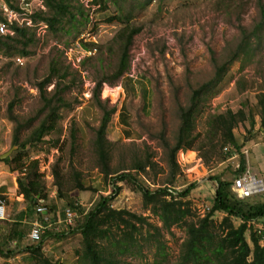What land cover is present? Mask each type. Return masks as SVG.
<instances>
[{"label": "rangeland", "instance_id": "1", "mask_svg": "<svg viewBox=\"0 0 264 264\" xmlns=\"http://www.w3.org/2000/svg\"><path fill=\"white\" fill-rule=\"evenodd\" d=\"M79 1L88 14V22L80 29L82 32L76 38V29L71 30L69 34H52L46 30L43 37L31 48L32 54L28 57H6L0 53V156L7 154L4 159H0L1 170L10 174V178L16 179L17 173L12 172L10 165L3 162L20 152L18 147L11 144L14 124L7 118L8 104L16 101L13 114L22 122L33 117L40 107L35 84L47 75L51 59H58L61 70L65 69L67 72L66 82L73 84L64 94L71 107L61 110L54 132L46 135L40 143L21 151L25 162L34 159L39 161V173L43 176L44 188L48 192L45 204H48L49 208H56L47 217L51 220L56 215V221H50L49 228L56 233L67 230L60 220V214L67 209L65 206L68 202H73L86 212L101 196L110 197L109 205L113 209L126 210L145 217L149 224L160 228L157 217L144 208L141 193L135 186L127 182L117 183L120 191L114 195L110 182H104L97 171L92 141L101 111L92 100V91L96 81L110 75L117 64L119 52L112 43V38L120 25L115 22L107 23L116 15L117 4L113 0H105V9L92 5V0ZM218 1L117 2L122 6L124 13L131 14L130 23L141 28L140 33L134 37L129 55L130 67L123 77L148 78L153 90L154 104L151 118L135 123V129L142 134L143 139L113 143L110 147V164L112 167L127 166L131 157L138 151L139 154L143 151L152 154V160L157 164L154 170L156 173L149 171L148 175H138L143 181V186L150 191L168 187L167 152L159 137L163 134L168 143L173 144L179 126V108L189 104L192 89L212 76V53L217 59L226 54V49L237 39L239 20L246 28L259 21L260 0H235L234 5L229 2L219 5ZM262 2L264 0H261ZM79 40L93 42L99 48L97 51L87 52L80 46ZM238 80L245 82L246 91L240 93L237 90ZM118 82L101 85L99 99L109 108L112 106L114 89L118 87ZM263 85L264 30L262 42L255 46L251 59L246 62H234L214 94L210 93L204 97L201 112L196 118L195 132L202 138L205 120L213 113L226 110L236 112L240 109L246 112L254 111L255 92ZM51 89L52 85L47 91ZM254 120L253 128L244 123L234 130V134L238 144L243 145L242 152L246 162L250 163V169H257L260 175L253 169L252 173L264 181V132L260 130L259 119L254 117ZM36 124L37 121H34L30 128L24 129L21 138ZM71 130L74 131L73 142ZM180 154L184 155L183 159ZM199 156L197 149L177 153L179 172L173 186L174 191L181 192L188 185L195 184V188L184 201L189 203L192 214L203 217L214 198L216 183L213 178L233 180L234 172L238 168V158L234 156L225 162L211 160L208 165H204ZM56 163L62 177L68 182L63 185L62 199L56 197V187L53 183L52 168ZM246 166L248 167L247 164ZM74 172L80 173L84 183L96 189V192L71 190L68 180ZM2 184L8 192L13 190L8 179L4 178ZM3 198L6 218L0 221V264H35L26 248L33 244L28 240L27 234L31 224L38 221V218L36 215L23 213V219L17 221L19 212L27 208L23 198L18 196L17 192ZM255 199L263 200V197ZM223 218V213H215L212 219V230L215 233H219V224ZM232 223L237 227L240 221L232 219ZM14 232L18 234L15 235ZM142 233L131 250L117 257V264L175 263L185 237L182 225L172 226L169 231L162 230L159 237L148 227H144ZM246 239L249 240L248 232ZM159 243L164 244L166 258L161 255ZM80 249L81 236L75 233L62 239H49L43 247V252L60 264H78Z\"/></svg>", "mask_w": 264, "mask_h": 264}, {"label": "trees", "instance_id": "2", "mask_svg": "<svg viewBox=\"0 0 264 264\" xmlns=\"http://www.w3.org/2000/svg\"><path fill=\"white\" fill-rule=\"evenodd\" d=\"M45 11L33 15L35 22H42L46 30L52 34L64 32L69 34L76 29L75 38L79 36L88 22V14L79 0H42ZM79 1V2H78ZM98 1L99 4H98ZM116 7V15L111 17L107 23L115 22L120 28L112 38V43L118 50L117 64L110 75L103 76L96 81L92 100L96 102L101 111V117L97 128L94 129L93 151L96 156V168L104 182H110L114 195L120 191L117 183L127 182L135 186L141 193L143 206L149 209L152 215L160 222V228L149 224L145 217L137 216L126 210H115L109 205L110 197L101 196L95 205L84 211L73 202H68L66 208L75 213L76 218L71 228L65 232L56 233L47 228L41 239L26 249L29 257L35 264H60L44 254L43 247L49 239H62L75 233L81 236V249L78 252V264H117L118 256L131 250L137 244V237L141 236L144 227L152 229L156 236H161L162 230L169 231L172 226L182 225L184 228V240L180 245L178 257L174 264H264V232L258 234L250 223H258L264 218L263 200L238 199L231 191L233 180L244 173L246 169V158L242 152L243 145L236 141L234 130L244 123L251 128L255 125L254 117L259 119L260 130H264V85L255 92L254 111L240 109L236 112L226 110L222 113H213L205 120V131L201 138L195 132L196 118L200 114L204 97L216 91L222 82L228 68L236 61H249L255 46L262 42V31L264 30V2L259 1V21L251 27L246 28L240 22L238 25V36L232 46L226 49V54L217 59L211 55L212 76L201 85L191 90L189 104L179 108V126L174 137L173 144H169L162 134L159 138L162 146L167 152V166L169 169L166 185L168 187L158 188L150 191L143 186V181L138 175H148L154 171L157 164L152 160V154L146 151L134 153L129 165L112 167L110 162V147L113 143L106 138V127L114 112V108L107 107L99 99L100 88L103 83L114 84L119 81L129 70V55L134 37L140 33L141 28L130 23L131 14L124 13L118 0H113ZM120 1V0H119ZM150 1V0H149ZM11 7L12 0H5ZM235 4V0H219L220 4ZM92 5H98L105 9V0H92ZM230 8V6H228ZM227 7V8H228ZM79 17V18H77ZM69 26V27H68ZM79 27V28H78ZM34 29L14 28L13 36H0V53L6 57H28L32 54L31 48L38 42ZM80 46L87 52L97 51V44L79 40ZM67 72L61 70L58 59H51L47 75L36 82L35 89L38 92L40 107L33 117L22 122L13 114L15 100L7 107V118L14 127L12 129L11 144L19 148L13 157L3 160L10 165L12 172H16L17 195L21 196L27 208L24 214L36 215L39 224L48 226L52 220L56 221V215L48 222L44 221L55 207L49 208L45 204L48 200V192L44 188L42 174L39 173L37 159L25 162L21 155L27 147L40 143L42 139L57 128L60 112L71 106L64 97L70 89L72 82L67 80ZM52 85L51 91L47 88ZM237 90L242 93L246 91L244 81H236ZM212 94V95H213ZM37 121L24 138L22 131L30 128L32 122ZM74 141V131L70 134ZM201 138V139H200ZM120 144L121 142H114ZM197 149L204 165L211 160L225 162L237 156L238 168L234 172L233 180L213 178L216 182L214 198L211 206L203 217H196L190 211L187 201L189 193L195 188V184L188 185L184 190L174 196L173 183L179 172L176 155L179 151ZM154 173H156L154 171ZM53 183L56 187V197L63 198L62 188L68 182L64 180L58 163L52 168ZM71 190L93 191L96 189L84 183L80 173L74 172L68 180ZM254 198V199H253ZM43 201L45 213L37 212L38 201ZM66 209V210H67ZM20 214L18 220L23 219ZM215 213H223L224 218L219 224V233L213 228V217ZM65 217V210L61 212L60 218ZM196 217V218H195ZM232 219H238L240 224L235 227ZM58 222V221H57ZM17 226V222L15 223ZM249 224V225H248ZM15 226V227H16ZM248 238L246 239V233ZM15 235L18 234L14 232ZM148 235H150L148 233ZM161 255L166 258L164 244L159 243ZM2 254V253H1Z\"/></svg>", "mask_w": 264, "mask_h": 264}, {"label": "built area", "instance_id": "3", "mask_svg": "<svg viewBox=\"0 0 264 264\" xmlns=\"http://www.w3.org/2000/svg\"><path fill=\"white\" fill-rule=\"evenodd\" d=\"M13 1V0H12ZM44 4L42 0H15L12 2L11 7L5 2L0 0V36H13L14 28H28L34 29L36 36L42 38L46 31V25L42 22H35L33 15L38 12H44ZM20 62L19 59H16ZM216 183V182H215ZM216 188V186H215ZM231 191L236 195L238 199H248L252 197H264V181L251 174L248 170L239 175L233 180ZM179 193L174 191V196ZM43 201H38L36 207L37 212L45 213V207ZM6 218L5 201L0 198V221ZM76 215L70 210H65V217L62 221L66 229L71 228L74 224ZM45 222H48V218H44ZM255 221L250 223L254 230L258 234L264 232V227L257 226ZM249 225V224H248ZM50 227L43 226L38 222H34L28 234V240L31 243H37L40 241L44 231Z\"/></svg>", "mask_w": 264, "mask_h": 264}, {"label": "crops", "instance_id": "4", "mask_svg": "<svg viewBox=\"0 0 264 264\" xmlns=\"http://www.w3.org/2000/svg\"><path fill=\"white\" fill-rule=\"evenodd\" d=\"M118 83V87L114 89L115 92L113 91L115 94H113L114 99L112 98V106L110 108H114V112L106 127V138L112 143L139 141L143 139V137L142 134L135 129V123L146 121L147 119L151 118L153 113L154 103L151 82L145 76H127L122 77ZM261 131L264 132V130ZM180 156L182 159L184 158V155L180 154ZM247 165V170L249 172L251 169H253L257 175H260L257 169L252 167L250 169L249 162ZM250 173L256 176L254 173H252V171ZM9 176L10 174L2 171L0 167V198L3 200L4 196H8L13 192H17L16 179L13 177L10 178ZM4 178L9 180L13 190H10L9 192L6 190V186L2 184ZM257 178L261 179L260 177ZM23 211L24 210H21L19 215L22 214ZM60 220L63 221L62 219ZM256 225L264 227V218L258 221Z\"/></svg>", "mask_w": 264, "mask_h": 264}, {"label": "water", "instance_id": "5", "mask_svg": "<svg viewBox=\"0 0 264 264\" xmlns=\"http://www.w3.org/2000/svg\"><path fill=\"white\" fill-rule=\"evenodd\" d=\"M6 156H7V154H3V155L0 156V159L2 160V159H4Z\"/></svg>", "mask_w": 264, "mask_h": 264}]
</instances>
